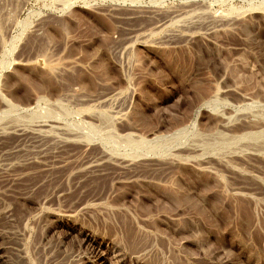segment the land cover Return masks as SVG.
Listing matches in <instances>:
<instances>
[{"label": "rangeland", "instance_id": "374dc122", "mask_svg": "<svg viewBox=\"0 0 264 264\" xmlns=\"http://www.w3.org/2000/svg\"><path fill=\"white\" fill-rule=\"evenodd\" d=\"M0 264H264V0H0Z\"/></svg>", "mask_w": 264, "mask_h": 264}]
</instances>
